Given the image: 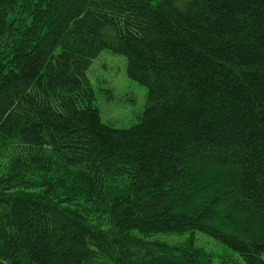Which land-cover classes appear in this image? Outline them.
Here are the masks:
<instances>
[{
	"label": "trees",
	"instance_id": "1",
	"mask_svg": "<svg viewBox=\"0 0 264 264\" xmlns=\"http://www.w3.org/2000/svg\"><path fill=\"white\" fill-rule=\"evenodd\" d=\"M104 49L147 87L130 127ZM197 231L264 264V0H0V264H212Z\"/></svg>",
	"mask_w": 264,
	"mask_h": 264
},
{
	"label": "rangeland",
	"instance_id": "2",
	"mask_svg": "<svg viewBox=\"0 0 264 264\" xmlns=\"http://www.w3.org/2000/svg\"><path fill=\"white\" fill-rule=\"evenodd\" d=\"M126 65L127 60L123 54L104 49L87 71L103 122L118 128L136 123L148 100L147 87L129 77ZM189 235L160 234L159 237L177 243ZM194 237L198 245L213 253L212 264H246L240 254L211 235L197 231ZM227 259H233V262H225Z\"/></svg>",
	"mask_w": 264,
	"mask_h": 264
}]
</instances>
